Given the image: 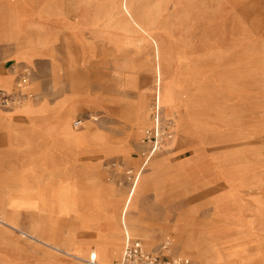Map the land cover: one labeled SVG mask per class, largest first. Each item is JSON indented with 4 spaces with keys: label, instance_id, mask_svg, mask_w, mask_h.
I'll list each match as a JSON object with an SVG mask.
<instances>
[{
    "label": "rangeland",
    "instance_id": "374dc122",
    "mask_svg": "<svg viewBox=\"0 0 264 264\" xmlns=\"http://www.w3.org/2000/svg\"><path fill=\"white\" fill-rule=\"evenodd\" d=\"M77 2L70 10L80 21L74 39L51 41L57 54L50 61H14L13 86L0 89V96L27 93L8 107L0 102L16 128L31 123L16 110L28 100L38 107L47 102L49 126L66 121L49 137L47 152L33 151L31 169L29 152L9 151L0 130V213L14 226L0 221V264H91L93 249L104 261L100 241L113 261L127 235L190 264H220L181 249L182 233L192 226L188 216L212 254H234L222 264H264V0ZM71 93L78 109L73 95L58 105ZM156 93L165 136L145 161L142 139L153 124ZM164 110L173 112L176 132ZM159 156V167L147 168ZM25 168L48 177L37 181L35 208L13 181ZM59 178L74 179L67 185L75 193L72 210L59 204ZM108 184L117 196L108 195ZM219 195L228 201L221 213L211 202ZM14 201L20 205L11 207Z\"/></svg>",
    "mask_w": 264,
    "mask_h": 264
},
{
    "label": "crops",
    "instance_id": "0c3cea01",
    "mask_svg": "<svg viewBox=\"0 0 264 264\" xmlns=\"http://www.w3.org/2000/svg\"><path fill=\"white\" fill-rule=\"evenodd\" d=\"M71 1L72 2L68 3L66 6V0H0V89L3 88L5 90H9L13 86V76L8 73V70L10 69L11 65H14V61L27 63L29 61H33L34 57L50 61L51 57H54V55L57 54V52L54 51L57 48L54 45L55 42L50 43L51 41H57V39H61V37H64L65 39H74L73 32L77 28L76 24H78L80 21L75 18L74 13H70V10L71 8H74L76 2L80 0ZM122 1L123 0H121V3ZM121 3L120 7L122 6ZM79 4L80 3H78V5ZM67 7H69V10ZM158 84L161 88V84ZM155 86H157L156 79ZM162 86V93H164L163 83ZM28 89H31V87H28L27 90ZM72 95L75 98V100L72 101V104H74L75 108L78 109L79 105L76 106V104L79 103V97L75 93L66 94L65 97L58 103V105L71 103L68 101V96ZM141 103L142 101L140 104ZM144 103L146 110L150 114V104L145 101ZM77 109H75V111ZM16 110L17 112L30 115L31 123L25 128H16L15 125H12L11 123V114H8L7 112H4L0 109V130H2V134L6 139V144L8 145L9 151L26 149L29 152L30 163L26 167L31 169V164L33 162V151L39 149L40 151H44V153L47 152L49 149V137L57 132L60 123H66V121H57L49 126L48 120L50 116L47 115V112L50 110L47 102H43L41 106L38 107L33 105L32 100H28L22 105L18 106ZM34 121L36 124H34ZM76 121L78 120L73 121V126H76ZM143 122L145 124V120L140 122L141 125ZM141 128L142 126L139 127V130H141ZM34 131H41V133H44V135H41L40 138L34 137ZM43 136H45L46 139L45 137L43 138ZM170 142L171 141H169L168 145H170ZM92 153L85 154L84 156L90 155ZM156 158L158 161L154 163L153 160L155 158L151 159L147 163V168H152L153 166L159 167V161H161V157L159 156ZM151 162L152 165L149 166V163ZM77 164L73 166L74 171L78 169ZM27 168L23 169L25 171V174H21L23 176L17 175L18 177L13 179V181L17 183L20 188L21 193L19 194L23 197H26V199H24V203L35 208L38 202V194L36 192L37 181L47 180L48 177L47 175H32L30 170L28 173H26ZM142 172L145 173V169L140 171V173ZM139 176L137 180L139 179ZM59 179V204L62 210H72L75 206V193L71 192L67 185L70 184V182H72L74 179L67 178L65 181H63L61 178ZM22 180H24L25 183H22ZM33 181H36L35 185L32 183ZM136 183L126 192L129 194V197H133L135 195ZM105 186L110 197L117 196L115 191L117 188L113 186V190L111 188L112 185L108 184ZM223 197L224 196L219 195L216 196V198L214 197L211 201L215 208L220 211V213L223 209L226 211V205L228 204V201H225L224 199L226 197ZM19 205L20 204L15 201L10 204L11 207H18ZM186 220L192 221V226L182 233V239L180 241L181 249L185 248V250L192 251L196 259H199L200 262L208 261L210 257L220 264H222V262L227 258L234 260V254L225 252L219 254V251L215 254H212V251L204 244V240H202L201 236L202 233L198 232L194 218H190L188 216ZM244 221L249 223L247 220ZM162 222H164V219ZM110 229L114 230L117 229V227L115 225H111ZM93 246L94 248H97L96 243H92V247ZM74 248L77 255L83 256V253L78 250V246ZM91 254H95L97 257L96 263L94 264H111L119 259L116 258L110 262L100 261L96 251L95 253ZM69 261L74 264L77 263V261L73 259H69Z\"/></svg>",
    "mask_w": 264,
    "mask_h": 264
},
{
    "label": "built area",
    "instance_id": "2783aa9c",
    "mask_svg": "<svg viewBox=\"0 0 264 264\" xmlns=\"http://www.w3.org/2000/svg\"><path fill=\"white\" fill-rule=\"evenodd\" d=\"M21 82H18V86L21 87L26 82V76H22ZM20 95H14L10 93H2L0 96V102L4 107L10 106V104L17 101V97L24 98L27 93L19 90ZM152 126L147 128L144 132L142 141L149 147L148 151L144 154L147 161L149 157L161 147L165 136V129L163 128L159 105H156L153 112ZM171 245V241L167 240L163 244V249L168 248ZM96 261V255L91 254L90 263L94 264ZM111 264H190V259L185 256H166L161 250L151 251L148 250L141 241L132 238L130 235L126 236L124 248L121 257Z\"/></svg>",
    "mask_w": 264,
    "mask_h": 264
},
{
    "label": "bare ground",
    "instance_id": "6f19581e",
    "mask_svg": "<svg viewBox=\"0 0 264 264\" xmlns=\"http://www.w3.org/2000/svg\"><path fill=\"white\" fill-rule=\"evenodd\" d=\"M155 100H156V102H157V105H159V107L160 106H162L161 105V100H160V95L158 94V93H156L155 94ZM140 112H141V108L139 107V109L137 110V113H138V115L140 114ZM164 115H165V117L166 118H168V119H170V120H172V122L174 123V128L172 129L174 132H176V129H177V121H176V118H175V116H174V114H173V112L171 111V112H169V111H166V110H164ZM150 123V121H148V124ZM80 124V122L78 121H76L75 122V125H79ZM68 127V126H67ZM146 127V126H145ZM172 128V127H171ZM170 128V129H171ZM147 164V163H146ZM143 186V185H142ZM9 216V215H8ZM126 217V216H125ZM129 217V216H128ZM10 218H11V216H10ZM9 217H6V216H4L2 213H0V221L1 222H4V223H6V224H8V225H10V226H12V227H14L13 225H11L10 224V222L9 221H12V219H10ZM17 230H19L21 233H22V235H25V236H30V234L31 235H33L34 237H36V235L33 233V232H30L29 230H24V229H20V228H17V227H15ZM47 243H49V245H53V244H51L50 242H48L47 241ZM100 244H101V252H102V258L101 259H103L104 261H107V262H109L110 260H112L113 258H114V255H113V253H112V250H111V248H109V245H106V244H104L102 241H100ZM147 248V247H146ZM95 249H93V250H90L89 251V257L88 258H91L90 257V254L91 253H95ZM97 252V251H96ZM122 255V254H121ZM78 256V255H77ZM81 257V256H80ZM97 258V257H96ZM99 258V257H98ZM95 263H96V261H95Z\"/></svg>",
    "mask_w": 264,
    "mask_h": 264
}]
</instances>
